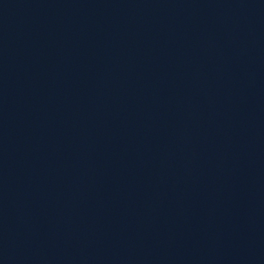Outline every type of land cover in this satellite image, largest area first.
<instances>
[{"label":"water","instance_id":"95a60500","mask_svg":"<svg viewBox=\"0 0 264 264\" xmlns=\"http://www.w3.org/2000/svg\"><path fill=\"white\" fill-rule=\"evenodd\" d=\"M0 264H264V0H0Z\"/></svg>","mask_w":264,"mask_h":264}]
</instances>
